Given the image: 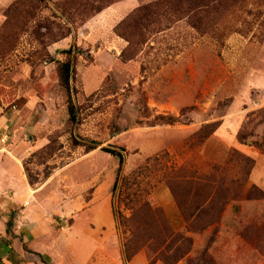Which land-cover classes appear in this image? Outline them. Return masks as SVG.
<instances>
[{"label": "rangeland", "instance_id": "1", "mask_svg": "<svg viewBox=\"0 0 264 264\" xmlns=\"http://www.w3.org/2000/svg\"><path fill=\"white\" fill-rule=\"evenodd\" d=\"M153 1L0 0V140L58 227L84 231L97 211L117 230L102 264H125L127 248V264H264L256 0L136 24Z\"/></svg>", "mask_w": 264, "mask_h": 264}, {"label": "crops", "instance_id": "2", "mask_svg": "<svg viewBox=\"0 0 264 264\" xmlns=\"http://www.w3.org/2000/svg\"><path fill=\"white\" fill-rule=\"evenodd\" d=\"M4 143L0 140V264H102L95 259L111 255L108 239L115 234L119 244L117 230L105 229L97 211L84 231L72 232L76 223L58 227L53 207L36 199L18 152Z\"/></svg>", "mask_w": 264, "mask_h": 264}, {"label": "trees", "instance_id": "3", "mask_svg": "<svg viewBox=\"0 0 264 264\" xmlns=\"http://www.w3.org/2000/svg\"><path fill=\"white\" fill-rule=\"evenodd\" d=\"M248 0H156L149 4L142 5L138 7L133 15H131V18H134L135 23L139 24L142 20L146 19L150 15H156L162 10L163 8L167 11L171 9L172 5L174 6L175 10H173L176 13H181L188 15V17L192 14H216L220 12L222 9H226L229 13L231 12L233 15H236V12L243 11ZM173 8V7H172ZM249 13H253L255 17L260 20L264 24V3L262 0H256L253 1L249 8ZM215 16V15H214ZM214 16L212 17L214 19ZM70 75H71V65L70 62L67 61L63 65V73H62V79L63 84L65 88L70 92ZM69 111L71 114V118L74 120L76 116V110L74 105L71 103L69 105ZM95 146H87V149L92 150ZM105 151L110 152L114 155L119 156V158L122 160V154L120 152H117L115 150H107ZM119 185V177L116 178L113 190H116L117 186ZM122 186L125 188V191H122V195H128L127 191V185L122 184ZM121 186V187H122ZM206 202H203L202 204H198L195 208L197 211V214H200L202 210L204 209L203 205ZM165 223V219L162 221ZM165 225V231L166 233L169 231L167 228L166 223ZM167 229V230H166ZM170 232V231H169ZM167 233L166 236H169L170 233ZM165 233V234H166ZM134 251H129L128 248L125 251V264H127L132 257L136 254L133 253Z\"/></svg>", "mask_w": 264, "mask_h": 264}]
</instances>
